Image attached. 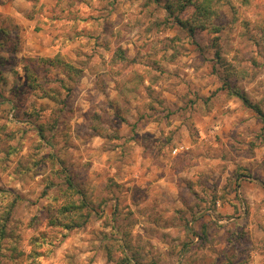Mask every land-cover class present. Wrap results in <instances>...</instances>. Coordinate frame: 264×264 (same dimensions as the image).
Here are the masks:
<instances>
[{
  "label": "clouds",
  "instance_id": "1",
  "mask_svg": "<svg viewBox=\"0 0 264 264\" xmlns=\"http://www.w3.org/2000/svg\"><path fill=\"white\" fill-rule=\"evenodd\" d=\"M0 264H264V0H0Z\"/></svg>",
  "mask_w": 264,
  "mask_h": 264
}]
</instances>
